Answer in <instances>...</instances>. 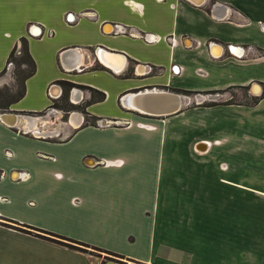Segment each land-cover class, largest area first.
Here are the masks:
<instances>
[{
  "label": "crops",
  "instance_id": "1",
  "mask_svg": "<svg viewBox=\"0 0 264 264\" xmlns=\"http://www.w3.org/2000/svg\"><path fill=\"white\" fill-rule=\"evenodd\" d=\"M142 33L159 39L145 43ZM22 37L35 70L24 80L23 97L0 109L18 116L15 126L0 121V264H264V135L248 144V161L239 160L242 143L235 137L230 163L222 156L208 163L210 142L204 138L190 139L185 163L175 157L182 149H175L173 160L170 146H159L180 136L190 109L203 107L242 112L244 122L264 131V0H0V72ZM99 50L123 55L124 67L114 71L103 64ZM174 65L177 75L171 73ZM190 74L203 80L173 87ZM60 81L92 87L105 97L83 111H64L54 102L64 96L68 104L84 106L90 93ZM252 83L263 86L255 104L206 105L205 99L159 117L121 99L138 91L206 94ZM84 115L109 125H85ZM240 122L237 114L235 125ZM195 145L206 148L197 151ZM208 197L215 209L230 208L226 217L220 213V226L194 233L212 241L214 261L199 242L197 249L190 247L196 243L180 248L170 242V220H205ZM240 201L261 206L253 217L262 220L261 230L240 229L238 220L252 213L240 218ZM49 211L59 214L58 225L44 221ZM26 226L65 235H71L69 228H83L93 239L77 237L81 242L121 257L107 260L91 248L71 249L18 229L39 233ZM243 243L246 262L239 256Z\"/></svg>",
  "mask_w": 264,
  "mask_h": 264
},
{
  "label": "rangeland",
  "instance_id": "2",
  "mask_svg": "<svg viewBox=\"0 0 264 264\" xmlns=\"http://www.w3.org/2000/svg\"><path fill=\"white\" fill-rule=\"evenodd\" d=\"M23 68L22 65L18 67L17 64L14 63V67L11 70H4V73L0 76V106H2L5 102L13 99L19 92L21 87V78L23 74L19 72ZM171 73L173 75H177L176 70H174V67H171ZM215 75H210L209 79L215 78ZM203 78L197 76V75H184L179 80H177L176 84L173 86L175 89L179 88L182 89V86L186 85L184 81H187L189 85H193L191 81H202ZM194 97L193 93L186 94ZM204 95V94H203ZM247 92L243 91L238 88H230L228 90H225L223 92H212V93H206L204 96L206 98V103L210 102H216V103H227V102H233V101H247ZM205 102V101H204ZM193 109H190V111L185 115L184 118L185 122L180 123L179 130H180V136H177V138H170L169 140H166L165 144H160L159 146H163L164 148L167 146H170V159L174 160V152L175 149H182L179 151V154L175 155L176 159H179V162L185 163L187 161L186 158V150L188 148V144L190 142V139L193 137H199L204 138L208 140L210 143L208 144L210 151H208V154L204 156L205 159H208L212 163H215V160L219 161L221 156L222 159H225L228 163H230L231 158H236V156L232 155V142L235 139V137H238L242 143V147L240 148V151L238 152L239 160L241 159H247L249 160V154L247 152H250L248 144L253 142H260L261 139L259 137H263L264 131L261 130L259 127H254L249 125L248 123L244 122L245 118L242 114V112H238L233 109H223V108H217V109H205L204 107L197 111H191ZM62 114V120H65L67 118L66 114ZM240 116V119H242V122L235 125V118L236 115ZM85 116V115H84ZM85 119H88L87 116H85ZM248 119V118H247ZM91 121V120H89ZM49 126V124H46ZM74 126H77V124H74ZM220 140L219 144H216L214 141ZM215 143V144H214ZM195 145L194 148L197 151H204L198 150ZM191 149V147H189ZM235 152V151H234ZM246 153V154H245ZM189 154V153H188ZM192 154V152H191ZM237 155V153H235ZM245 154V155H244ZM251 154V152H250ZM193 155V154H192ZM176 164L171 165V172L172 170L176 173L178 168H176ZM257 175V174H256ZM260 175V174H258ZM250 178H257L254 174L248 176ZM210 196V195H208ZM180 200H184L180 199ZM179 200V201H180ZM245 202L240 201L239 202V210L238 214L241 216L240 218L244 217V212H252L250 213L249 217L239 219L238 222L240 223V229L242 231H247L248 227L262 229V220L261 219H255L253 217H256L254 211H258V209H261V206H254L252 205L247 206L244 204ZM261 205V204H260ZM235 207V206H234ZM203 209V207L201 206ZM230 208H217L213 206V203L208 200L205 203L204 210L206 219L201 220L199 222L197 219H190L187 220L186 218H177L175 220H170V222L173 224L172 228L170 229V242L172 245L176 247H187L189 245L187 244H194L190 246L193 249H197V243L199 242V245L206 246L207 250V260L212 259L213 260V254L212 247L209 248L210 245L208 243L212 242L210 240L202 239V236H200L201 240H199V236L194 235V233L202 232L203 228L213 230L215 226H220V216L221 214L225 216V213H229ZM244 209V210H243ZM221 213V214H220ZM58 213L56 211H49L47 215V220H44L47 223L58 225L61 221L60 218H58ZM217 216V217H216ZM222 218V219H223ZM61 228H65V224H60ZM221 226L225 227V224H223V220H221ZM174 228V229H173ZM69 232L71 235H65L63 233H59L61 235H64L66 237H70L79 241H83L81 238H92L91 234L87 232L83 228H69ZM190 234V235H188ZM94 239H96L97 236H93ZM211 236H207V238H210ZM190 241H189V239ZM93 239V238H92ZM247 243H243L240 245V260L243 262H246V256L243 250H245L244 245ZM128 247V245H121V247ZM194 246V247H193ZM199 246L202 250L203 248ZM93 249V248H91ZM125 249V248H123ZM133 249V247H132ZM200 249V250H201ZM95 250V249H93ZM96 253L98 255L105 257L107 256L105 252H101L96 250ZM214 261V260H213Z\"/></svg>",
  "mask_w": 264,
  "mask_h": 264
},
{
  "label": "trees",
  "instance_id": "3",
  "mask_svg": "<svg viewBox=\"0 0 264 264\" xmlns=\"http://www.w3.org/2000/svg\"><path fill=\"white\" fill-rule=\"evenodd\" d=\"M7 62H12L13 67H14V63L18 65V67L20 65L23 66V68L21 70H19V72H21L23 74L22 78H21V87L20 90L18 92V94L11 100L5 102L2 106H0V109H6L7 106L17 100H19L20 98L23 97L24 92H25V86H24V80L29 77L30 75H32L34 73L35 70V65L34 62L32 60V58L30 57L29 53H28V48H27V40L26 38L22 37L20 39V45L17 47V45L10 51L9 55H8V60ZM4 73V70L0 72V76ZM65 87H71V86H77L79 88L88 90L90 93V98L87 102H85L84 106H74V105H70L65 101V97L63 96L61 98V101L59 103H55L54 105L56 107H59L60 109L64 110V111H70L72 109H80V110H84L85 105H87L88 103L91 102H97V101H102L105 97L104 93L94 89L92 87L89 86H84V85H76L70 82H66V81H60ZM235 88V87H234ZM238 89H241L243 91L247 92V87L244 86H238L236 87ZM212 92H223L221 90H216V91H210V92H206V93H212ZM264 93V92H263ZM248 95V93H247ZM259 98L257 97H252V99L250 101H233V102H227V103H216V102H210V103H204L206 105H216V104H255L257 103ZM91 121H89V119H86L85 125H93V126H97V121L99 119L91 117L90 119ZM13 227V226H12ZM28 228H31L33 230L39 231V233H35L29 230H24L21 228H18L22 231H25L27 233H33L36 236H39L41 238H44L46 240L52 241V242H56L58 244L64 245L68 248L71 249H75V250H79V251H84L87 252L88 249L87 248H93L96 252V250L101 251V252H105L107 253L106 255L109 257H105V259L107 260H114V261H119L117 260L115 257H121L119 254L112 252V251H108V250H104L101 249L99 247L96 246H91L90 244L81 242L79 240L76 239H72L63 235H59V234H55L52 232H48V231H44V230H40L37 228H33L31 226H26ZM15 228V227H14ZM40 232L44 233L41 234ZM101 264H104V260L101 262Z\"/></svg>",
  "mask_w": 264,
  "mask_h": 264
},
{
  "label": "water",
  "instance_id": "4",
  "mask_svg": "<svg viewBox=\"0 0 264 264\" xmlns=\"http://www.w3.org/2000/svg\"><path fill=\"white\" fill-rule=\"evenodd\" d=\"M99 60L109 66L110 68H112L114 71H119L123 68L124 64H125V58L123 55L121 54H114V53H109L107 51L104 50H99V52L97 53ZM110 58H123L124 59V63L122 64V67L120 69H118V66H116L114 63L106 60V59H110ZM255 85H259L258 83H252L250 86V90L252 91V89L254 88ZM260 86V85H259ZM56 89L58 88V86H54ZM58 93H60V89L58 88ZM254 94V93H253ZM143 96H162L164 99L162 101H164L163 103H161L160 106V110L157 111V113H150L148 111H141L136 105L135 103L137 102L138 98L143 97ZM122 101L124 102V104L126 106H128L129 108L136 110L137 112L144 114V115H148V116H164V115H169V114H173L174 112H176L178 110L175 111L173 108L180 105L181 107L183 104H190V103H195V104H200L204 101L203 98V94L200 93H196L194 94V97L192 98L191 96L188 97L186 94H182V93H177V92H173V91H163V90H151V91H143V92H135V93H130L126 96H124L122 98ZM161 111H165V112H161ZM18 117L15 113L13 112H6V113H1L0 112V120H2L3 122H5L8 125L11 126H15L17 120L16 117ZM199 148V147H198Z\"/></svg>",
  "mask_w": 264,
  "mask_h": 264
},
{
  "label": "bare ground",
  "instance_id": "5",
  "mask_svg": "<svg viewBox=\"0 0 264 264\" xmlns=\"http://www.w3.org/2000/svg\"><path fill=\"white\" fill-rule=\"evenodd\" d=\"M196 3H201L202 0H193ZM33 31V30H32ZM34 32V31H33ZM37 33V32H34ZM214 54H219L220 53V49H217L214 51ZM233 52L241 55L243 53L242 49H234L233 48ZM119 61L116 63L114 61V59L112 58L113 61H111L112 63H114L116 66H118V69H120L122 67V64L124 63V59L123 58H118ZM124 67V66H123ZM143 69H141L140 71H142ZM262 88L259 85H255L254 88L252 89V92L255 95H258L261 92ZM55 93H57V89H55L54 91ZM164 98L162 96H143L138 98L137 102L135 103V105L141 110V111H148L150 113H157L158 110H160V106L161 103H163L164 101H162ZM178 108V110H177ZM175 111H179L181 109V104L174 107L173 108ZM176 111V112H177ZM161 112H165V111H161ZM174 112V113H176ZM139 114V113H138ZM16 117V116H15ZM159 117V116H158ZM18 119V117H16V120ZM18 121V120H17Z\"/></svg>",
  "mask_w": 264,
  "mask_h": 264
},
{
  "label": "built area",
  "instance_id": "6",
  "mask_svg": "<svg viewBox=\"0 0 264 264\" xmlns=\"http://www.w3.org/2000/svg\"><path fill=\"white\" fill-rule=\"evenodd\" d=\"M67 19L68 20H74L73 19V17L69 14L68 15V17H67ZM34 28L32 27V29L31 30H33ZM125 31V29L124 28H122L121 26H116V31ZM33 32V31H32ZM139 38L140 39H142L145 43H154L155 41H157L159 38L155 35V34H151V33H142V34H140L139 35ZM167 39H169L168 37H165V40H167ZM228 48H229V51H231V52H233L232 50H233V48H239V49H242V48H240V47H234V46H228ZM242 51H243V49H242ZM234 53V52H233ZM234 54H236V53H234ZM238 55V54H237ZM174 67V70H176V72H177V67L174 65L173 66ZM13 68V64H12V62H7V64H6V69L7 70H11ZM139 71L141 70V69H144L145 70V67L144 66H142V65H139ZM259 84V83H258ZM260 86H261V88L263 87L261 84H259ZM54 86H56V85H51V90L53 91L54 89H55V87ZM251 86V85H250ZM248 92H250L251 94H253V92L250 90V89H248ZM250 93H248L249 95H251ZM205 95V94H204ZM203 95V98H204V100L206 99L205 98V96ZM188 97H190L189 95H187ZM122 98H123V96H122ZM121 98V99H122ZM51 110H54V108H52ZM0 121H2V120H0ZM121 123H123V124H127L128 123V121L127 120H121L120 121ZM107 125H109V122L108 121H105V122H102V120H98L97 121V126H99V127H102V126H107ZM5 154L6 155H9V152L8 151H6L5 152Z\"/></svg>",
  "mask_w": 264,
  "mask_h": 264
},
{
  "label": "flooded vegetation",
  "instance_id": "7",
  "mask_svg": "<svg viewBox=\"0 0 264 264\" xmlns=\"http://www.w3.org/2000/svg\"><path fill=\"white\" fill-rule=\"evenodd\" d=\"M249 88H250V87H249ZM249 88H247V93H250V92H248V89H249ZM261 91H262V90H261ZM260 93H261V92H260ZM260 93H259V94H260ZM250 94H251V93H250ZM259 94H258V95H259ZM248 95H249V94H248ZM249 96L255 97V96H257V95H255V94H251V95H249Z\"/></svg>",
  "mask_w": 264,
  "mask_h": 264
}]
</instances>
